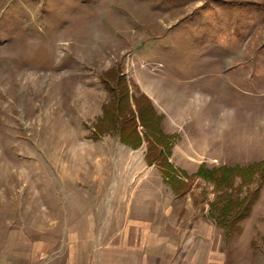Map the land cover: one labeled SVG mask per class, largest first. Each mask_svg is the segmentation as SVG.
I'll return each instance as SVG.
<instances>
[{"label": "rangeland", "instance_id": "obj_1", "mask_svg": "<svg viewBox=\"0 0 264 264\" xmlns=\"http://www.w3.org/2000/svg\"><path fill=\"white\" fill-rule=\"evenodd\" d=\"M116 68L166 161L102 125ZM225 166H255L250 185L217 189L204 171ZM238 187L261 188L227 237L210 205ZM106 232L181 250L207 234L226 264H264V0H0V264H56Z\"/></svg>", "mask_w": 264, "mask_h": 264}, {"label": "trees", "instance_id": "obj_2", "mask_svg": "<svg viewBox=\"0 0 264 264\" xmlns=\"http://www.w3.org/2000/svg\"><path fill=\"white\" fill-rule=\"evenodd\" d=\"M101 81L112 101L111 104L104 107V113L108 117L102 125L110 127L111 133L118 135L123 144L134 149H137L145 141L149 146L147 152L155 153L156 147L161 144L158 154L166 161V154L163 152L164 149L168 150V142L160 131L159 119L150 100L143 94H132L126 77L120 75L117 68L103 74ZM139 125L145 129L143 136L138 133ZM154 139L156 143L152 141ZM167 165L168 168H172L171 165ZM254 168L255 166L246 169L239 166H225L216 171L206 170L204 173L206 178L214 180L217 189L222 188L221 190H223L233 188L231 186L235 177L243 178L245 185H250L251 170ZM167 173L168 176H171L169 172ZM260 188L253 191L249 189L244 195H241L243 187H238L235 193L219 194L216 200L211 203L209 216L215 220L219 227L225 229L227 237L242 232L240 225L250 217L253 204L259 197Z\"/></svg>", "mask_w": 264, "mask_h": 264}, {"label": "crops", "instance_id": "obj_3", "mask_svg": "<svg viewBox=\"0 0 264 264\" xmlns=\"http://www.w3.org/2000/svg\"><path fill=\"white\" fill-rule=\"evenodd\" d=\"M116 234L110 243L102 241L107 240V232L102 235L87 233L79 237L81 241L72 247L60 248L56 264H226L220 248L211 246L207 234L204 242H199L194 249L192 247L183 250L177 247L178 243H172L171 240L168 243H153L155 238L162 235L144 233L141 243H132L129 241V232ZM73 235L78 236L75 233ZM170 244H173L172 247ZM48 259L43 264H49L51 259Z\"/></svg>", "mask_w": 264, "mask_h": 264}]
</instances>
